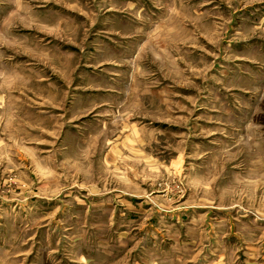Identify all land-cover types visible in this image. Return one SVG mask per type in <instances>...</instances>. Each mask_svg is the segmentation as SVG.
<instances>
[{
	"label": "rangeland",
	"instance_id": "rangeland-1",
	"mask_svg": "<svg viewBox=\"0 0 264 264\" xmlns=\"http://www.w3.org/2000/svg\"><path fill=\"white\" fill-rule=\"evenodd\" d=\"M0 264H264V0H0Z\"/></svg>",
	"mask_w": 264,
	"mask_h": 264
}]
</instances>
